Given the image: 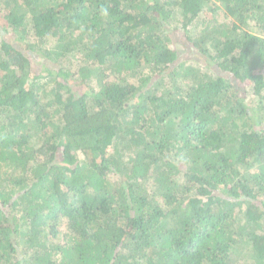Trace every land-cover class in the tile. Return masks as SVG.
Returning a JSON list of instances; mask_svg holds the SVG:
<instances>
[{
    "label": "trees",
    "instance_id": "1",
    "mask_svg": "<svg viewBox=\"0 0 264 264\" xmlns=\"http://www.w3.org/2000/svg\"><path fill=\"white\" fill-rule=\"evenodd\" d=\"M0 264H264V0H0Z\"/></svg>",
    "mask_w": 264,
    "mask_h": 264
},
{
    "label": "rangeland",
    "instance_id": "2",
    "mask_svg": "<svg viewBox=\"0 0 264 264\" xmlns=\"http://www.w3.org/2000/svg\"><path fill=\"white\" fill-rule=\"evenodd\" d=\"M191 49L196 51V49L192 46H187V44L183 45L182 43L181 44L178 43V52L181 55V60H184V59L191 60L195 57Z\"/></svg>",
    "mask_w": 264,
    "mask_h": 264
}]
</instances>
